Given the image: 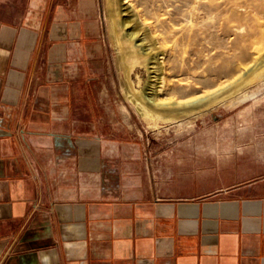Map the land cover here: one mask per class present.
<instances>
[{"label":"crops","instance_id":"1","mask_svg":"<svg viewBox=\"0 0 264 264\" xmlns=\"http://www.w3.org/2000/svg\"><path fill=\"white\" fill-rule=\"evenodd\" d=\"M0 29V264H264V148L214 170L209 191L157 188L133 157L107 155L89 110L42 102L35 33Z\"/></svg>","mask_w":264,"mask_h":264},{"label":"rangeland","instance_id":"2","mask_svg":"<svg viewBox=\"0 0 264 264\" xmlns=\"http://www.w3.org/2000/svg\"><path fill=\"white\" fill-rule=\"evenodd\" d=\"M155 1L153 8L161 19L172 16L173 20H168L170 23L167 21L168 27L178 30L177 36L184 37V40L187 33L195 35L201 43L198 47L202 48V55L207 53L208 37L205 40L202 38L207 36L205 26L201 25L196 30L186 27L188 20L184 11L190 3L187 0ZM201 1L206 6L195 7L202 17H207V5L211 4V0ZM112 8L109 0H0V28L9 25L12 33L15 29L19 33L23 27H28L35 33L34 42L26 44L34 49L32 59L35 63L27 74L38 78L34 86L42 102L46 104L51 100L54 107L69 109L75 119L89 110L91 123L101 119V136L106 142L107 155L128 161L133 157L135 164L131 166L138 167L141 176L150 174L157 188L164 186L171 192L188 189L209 191L221 183L216 179L214 170L221 168L224 172L223 165L229 162H234L235 167L253 161L257 163L258 151L264 148V50L258 55L259 59L251 62L244 56L242 44L236 41L247 37L249 26L234 35L229 45L216 50L215 66L219 69L228 61L233 69L243 60L247 62L242 70L232 73L234 78L226 80L221 72L223 78L215 89L220 92L224 89L222 93L209 98V101H202L197 108L184 114L159 107L148 116H143L128 100L125 83L135 92L144 67L122 57L118 40L121 30L116 21L117 13L112 12ZM153 20L146 19V22L155 31L157 28ZM155 33L153 39L162 37L159 31ZM153 39L148 42H153ZM220 40L221 37H217L218 42H224L223 38ZM234 40L237 42L235 45L241 48H231ZM14 41L12 50L16 46ZM195 45L190 42L184 44L189 49ZM202 57L204 60L205 57ZM227 57L238 59L234 58L231 62ZM223 60L227 62L223 63ZM205 65L196 69L195 73L205 75ZM237 74L240 75L236 78ZM169 84L174 82L170 79ZM186 84L190 97L196 94L202 97L208 93L202 92L203 85L194 80L190 79ZM169 95H163L166 101L175 100L176 96ZM85 114L86 119L88 116ZM242 152L251 160H242ZM185 159L192 167L196 161L202 166V179H184L186 174L180 164Z\"/></svg>","mask_w":264,"mask_h":264},{"label":"bare ground","instance_id":"3","mask_svg":"<svg viewBox=\"0 0 264 264\" xmlns=\"http://www.w3.org/2000/svg\"><path fill=\"white\" fill-rule=\"evenodd\" d=\"M160 1L162 2L163 0H159V2ZM187 1L190 3V7L185 9V11L183 10L184 17L188 20V23L186 22V27H191V29L196 30L202 25L205 26L207 30L205 32L207 36L205 35L206 37L203 36L202 38L205 40L208 37L207 42L209 43L207 44H209V50H207V48V53L204 55H202V48L198 47L199 43L195 35L192 36L187 33L184 40V37H178V30L175 31L173 28L170 29V26L168 27L167 21L173 20L171 15V17H167V19H161L159 17V14H157V11L153 8L156 2L155 0H109L110 4L114 7V9L112 8V12L114 10V12L117 13L116 21L121 30L118 40L121 44L119 48L122 57L129 59L131 62L143 65L144 67V74L140 77V85L135 92L131 90L127 82L125 83V91L128 100L134 104L137 113L143 116H148L150 112H153L159 107L167 108L168 110L174 109L173 111H176V113L184 114L187 110H194L197 108L202 101H209V98L211 99L216 96L220 91L215 88L221 83V78L226 76L227 80L228 77L233 75L232 73L242 70L244 68L243 64H247L245 60H243L245 61V63H243L241 59L242 63L236 65V68L233 69V65L231 67L228 61L226 65L223 64L224 67H222V69L221 67L219 69L215 66L217 64V62H215V60H217L216 56H218V53L216 55V50H218L220 46L226 47L229 45L232 37L240 34L246 26L247 28L249 26V30L247 32L244 31V34L245 32L247 33V37L236 39L237 42L242 44L244 56H247L248 59L250 58V61L256 60V58L259 59L258 55H261V52L264 50V0H222L218 3L216 2L217 0H214V2L211 0L209 1L211 4L207 1L206 3H208L207 6L209 7V15L207 17H202L195 7L205 5L201 0ZM199 9L201 10V8ZM143 16L146 17L144 18ZM146 19H151V21L155 19V21L153 20L154 26L157 28L155 31L153 30V26L146 22ZM207 19L209 21H207ZM142 28L145 32H143L144 30L142 31ZM158 31L159 35L161 34L162 37H155V39H153L154 36H156L155 32ZM217 37L218 39L221 37V40L223 38L224 42H218ZM150 38L154 41L148 42ZM187 42L188 44L190 42L196 45L189 49L185 47L186 45L184 46ZM236 43L234 40L233 45L235 47L233 46L231 48H241L240 46H236ZM220 50L218 52H220ZM202 56L205 57L204 60ZM236 56L238 57V54H236ZM208 57L209 59H207ZM234 58L230 59L229 57L228 59L232 62ZM263 60L261 58V61H259L262 62ZM224 61L226 60H223V63ZM204 64H206L204 66V72H206V74H196V69L202 67ZM253 70H255V68ZM253 72L254 71H252V73ZM239 75L236 76V78L239 77ZM170 79L174 84H169ZM190 79L194 80L196 83H201L204 88L202 92L208 91L207 95L197 97L196 94L195 96L193 95L194 97H190L189 92L186 91L187 84L190 83L188 82L186 84V82ZM199 85L196 84V86ZM222 91H224V89H222ZM222 91L220 93H222ZM165 94L174 95L176 98L173 101L171 100V102L166 101V97H163ZM159 111L161 112V110Z\"/></svg>","mask_w":264,"mask_h":264}]
</instances>
